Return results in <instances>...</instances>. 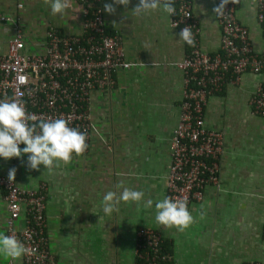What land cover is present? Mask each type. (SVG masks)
I'll use <instances>...</instances> for the list:
<instances>
[{
  "label": "crops",
  "instance_id": "0c3cea01",
  "mask_svg": "<svg viewBox=\"0 0 264 264\" xmlns=\"http://www.w3.org/2000/svg\"><path fill=\"white\" fill-rule=\"evenodd\" d=\"M110 2L101 0L103 25L118 35L128 67L115 70L111 89H97L89 96V116L96 131L89 134L86 151L73 154L70 163H61L51 173L43 165L39 171L29 170L26 155L0 158V174L15 167L19 187L36 190L43 184L44 233L53 264H131L138 226L159 230L162 249L169 254L165 264H264V118L250 113L246 104L261 75L245 72L237 84H224L207 96L203 123L223 134L217 186L205 185L201 198L187 204L194 223L186 230L166 229L155 221V203L164 196L168 138L181 91L178 62L187 46L169 24L173 15L157 10L136 16L132 9L139 0H130L127 9L116 6V14L109 15L102 8ZM80 8L71 0L64 15H52L44 0H0V15L15 17L25 52L40 50L48 28L80 33ZM213 8L214 0H190L197 44L209 54L219 46ZM233 15L245 29L251 49L262 52L264 21L256 19L254 0H241ZM11 32L10 23L1 21L0 52L5 51ZM121 180L126 187L143 191V201L152 199L153 207L145 208L143 201L121 203L119 211L105 216L103 195L122 191L116 187ZM3 195L0 189V233L4 234ZM21 222L19 217L16 225ZM5 259L0 255V264Z\"/></svg>",
  "mask_w": 264,
  "mask_h": 264
},
{
  "label": "built area",
  "instance_id": "2783aa9c",
  "mask_svg": "<svg viewBox=\"0 0 264 264\" xmlns=\"http://www.w3.org/2000/svg\"><path fill=\"white\" fill-rule=\"evenodd\" d=\"M75 1L81 6V32L63 34L48 28L40 50L34 52L24 51L23 33L15 17L0 15V22L8 21L12 27L5 51L0 52V100L19 97L27 113L38 120L63 117L70 121V127L85 132L88 139L96 131L89 116V96L97 89H111L114 71L128 63L123 60L118 35L106 31L103 25L101 0ZM219 2L214 0V7ZM254 2L260 22L264 19V0ZM234 7L229 3L225 14L216 18L219 46L217 52L209 54L197 44L198 30L190 0H175L176 14L169 24L176 25L179 32L191 27L195 47L185 43L187 51L178 62L181 91L176 122L168 138L163 199H183L188 204L201 198L205 185L217 186L223 134L203 123L202 108L208 95L224 84H237L245 72L260 74L246 104L250 113L264 118V50L257 53L251 49L245 29L235 22ZM11 168L0 174L6 207L4 235H14L28 250L18 259L19 264H53L44 233V186L39 184L36 190H30L19 187L15 180L10 184L7 175ZM19 217L21 225H16ZM134 239L131 264L168 261L169 254L162 249L158 229L138 226ZM14 262L6 258L4 264Z\"/></svg>",
  "mask_w": 264,
  "mask_h": 264
},
{
  "label": "clouds",
  "instance_id": "9594fccd",
  "mask_svg": "<svg viewBox=\"0 0 264 264\" xmlns=\"http://www.w3.org/2000/svg\"><path fill=\"white\" fill-rule=\"evenodd\" d=\"M240 2L241 0H220L212 12L216 18H220L225 14L226 5L229 3L238 5ZM44 3L50 5L52 15H64L71 7V0H44ZM174 3L175 0H139L132 12L136 16H141L162 10L170 16L176 14ZM129 4L130 0H111L110 3L103 4L102 10L106 14L115 15L116 6H123L127 9ZM178 35L180 41L190 47H195V37L191 27H184ZM19 95L22 96L23 93ZM69 124L70 121L63 117L38 120L34 114L27 113L24 103L19 97L0 100V158L4 160L14 157L19 159L26 155V167L29 170L39 171L40 166L43 165L44 169L51 173L61 163L65 165L70 163L73 154L81 156L88 147L87 134L75 127H70ZM21 144L24 145L23 148H20ZM16 171L15 167L8 170L7 179L10 184L15 180ZM116 187L122 191L119 193L108 191L103 195L101 208L105 216L119 211L121 203L140 205L145 196L143 191L126 187L123 180ZM143 206L152 208L153 200L143 201ZM201 218H203V214H201ZM155 221L166 229L175 228L177 231L183 232L194 223V218L188 211L186 200H173L165 197L155 203ZM27 251L14 235L0 233V255L16 261Z\"/></svg>",
  "mask_w": 264,
  "mask_h": 264
},
{
  "label": "trees",
  "instance_id": "16d2710c",
  "mask_svg": "<svg viewBox=\"0 0 264 264\" xmlns=\"http://www.w3.org/2000/svg\"><path fill=\"white\" fill-rule=\"evenodd\" d=\"M263 21H264V19H263Z\"/></svg>",
  "mask_w": 264,
  "mask_h": 264
}]
</instances>
